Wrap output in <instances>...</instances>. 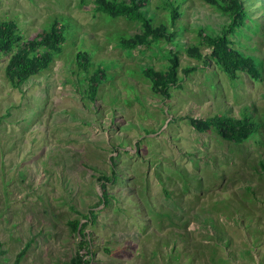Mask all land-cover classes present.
<instances>
[{
  "label": "rangeland",
  "instance_id": "1",
  "mask_svg": "<svg viewBox=\"0 0 264 264\" xmlns=\"http://www.w3.org/2000/svg\"><path fill=\"white\" fill-rule=\"evenodd\" d=\"M176 1L171 42L125 50L121 37L139 27L95 12L93 0H0V21L15 20L25 39L53 20L66 37L61 54L17 87L0 56V264L24 248L18 264H71L76 253L89 264H264V0H243L248 28L230 37L256 59L258 80L188 57L199 29L213 35L228 18L202 0ZM143 9L168 24L163 0ZM168 50L180 80L167 98L141 71L163 69ZM78 51L91 56L87 75L105 72L92 97ZM214 115L248 116L258 131L232 143L191 126ZM113 171L104 205L98 177ZM90 210L81 245L68 223Z\"/></svg>",
  "mask_w": 264,
  "mask_h": 264
},
{
  "label": "trees",
  "instance_id": "2",
  "mask_svg": "<svg viewBox=\"0 0 264 264\" xmlns=\"http://www.w3.org/2000/svg\"><path fill=\"white\" fill-rule=\"evenodd\" d=\"M228 18V22L222 26L220 32L213 35L206 34L202 30L197 31V41L185 47V53L194 60H201L206 63L212 60L216 67L220 69L229 79L235 80L238 73L251 77L252 80L260 78L256 59L253 56L243 54L233 45L230 39L241 28L246 27V21L250 19L248 10L243 0H202ZM94 11L107 15L110 18L122 17L139 27V30L129 36L121 37L118 42L120 47L131 50L137 46H148L157 44L161 39L172 41L176 23L181 17V11L176 0H163L166 9L168 24L164 21L153 23L151 15H146L144 5L147 0H93ZM168 26L173 29L169 31ZM66 41L65 28L57 20H53L47 28L32 38H24L21 35L15 20L6 19L0 21V56H7L4 73L9 82L17 87L25 80L39 74L45 70L52 59L62 52V47ZM209 48L208 54H203L200 47ZM90 54L86 51H78L75 54L77 70L83 72L85 76L91 66ZM179 57L177 51L168 50L167 64L163 69L155 70L150 66L142 69L141 73L150 82V89L154 94L169 97V90L175 87L180 80L179 77ZM196 66L185 67L181 71L185 76L193 71ZM104 71L100 66L93 70L91 75H87L90 96L96 93L97 81L102 79ZM248 77V78H249ZM191 126L199 133L214 130L223 140L232 143H242L251 138L258 131V125L248 116L241 119L228 115H214L205 119L190 118ZM115 178L112 176L100 175V188L102 190V203L105 205L109 200V193L105 189V183L111 182ZM90 213L85 215V222L80 224L78 220H72L68 224L71 231L80 237L79 244H88L84 239V227L89 221L94 220ZM89 219V220H87ZM25 254V248L16 256L13 264H18L19 259ZM91 254V253H90ZM92 255V254H91ZM71 264H89L88 260H83L78 253L71 260Z\"/></svg>",
  "mask_w": 264,
  "mask_h": 264
}]
</instances>
